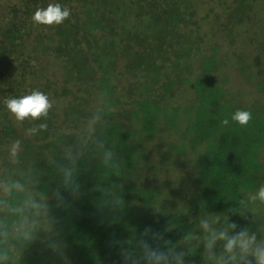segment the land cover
Masks as SVG:
<instances>
[{
    "label": "trees",
    "instance_id": "16d2710c",
    "mask_svg": "<svg viewBox=\"0 0 264 264\" xmlns=\"http://www.w3.org/2000/svg\"><path fill=\"white\" fill-rule=\"evenodd\" d=\"M3 5L0 63L15 68L0 71V140L14 143L0 147V264H184L202 212L251 230L264 186V102L238 98L264 100V0ZM79 124L92 129L78 135ZM188 155L192 170L176 181L185 200L161 203L157 181L173 157L185 170Z\"/></svg>",
    "mask_w": 264,
    "mask_h": 264
},
{
    "label": "rangeland",
    "instance_id": "374dc122",
    "mask_svg": "<svg viewBox=\"0 0 264 264\" xmlns=\"http://www.w3.org/2000/svg\"><path fill=\"white\" fill-rule=\"evenodd\" d=\"M4 4L10 3V5L14 6L15 8H18L19 12L22 10V6L20 5L21 0H3ZM3 8L6 9V5H3V7H0V14L3 13ZM264 19H262L261 22H263ZM261 22L259 25L261 26ZM209 29V24L204 21L203 24V31H206ZM226 49H228V46H226ZM245 50V48H244ZM249 56L252 55V49L249 47L246 48L245 51ZM255 54V51H253V55ZM37 58H39L40 53H36ZM41 58V57H40ZM252 58V57H249ZM247 58V59H249ZM47 60L46 57L43 58V64H41V59H39V63H36V68L39 69L42 65V67H46L47 63H45ZM250 61V60H246ZM7 65H2L0 63V71L3 74H8L9 69H14L15 67H12L13 59L6 62ZM51 65V62L49 64ZM51 68V67H50ZM122 69V64L120 63L118 66V71ZM48 72H51V69L48 68ZM18 69H15L12 76H17ZM233 76H231V82L230 87L233 94L236 88H238V85H240L241 79L235 76V73ZM50 80H53V77L51 74ZM123 75H121L122 77ZM18 79H21L19 77ZM59 81L61 80V77L58 76ZM125 79V77H122L121 80ZM18 83V81H17ZM16 83V86H17ZM246 89H251L250 86L243 85L242 92L245 94ZM75 89H73L74 91ZM249 93V92H248ZM79 94V93H78ZM54 98H56L53 95ZM187 97H189L187 95ZM256 98H259V100H264L260 97V95L250 94L249 96L245 97H239L238 99H242L244 101L246 100H256ZM50 103L58 102L61 103V98H57L54 100L53 98L48 99ZM254 102V101H253ZM65 104V102H63ZM17 115L13 114L10 117V122L13 124V126L16 129V132L18 134H21L23 136H27L25 133V130L23 128L24 121L21 120V118H16ZM89 122H92V120H89ZM78 128H74L73 132H77L78 135H84L85 132L92 129L90 124H82L78 125ZM69 132V131H68ZM14 145L13 139L4 137L2 140H0V147L1 152L6 151V146L8 145ZM153 157V156H151ZM186 157V156H185ZM192 160V156L188 155L186 159H182V162L185 164V170L182 169L180 166H176L173 164V161H176L174 159L172 162H170V170L166 171L165 174V180L163 181L161 178L157 181V187L161 188V194L163 196V199L160 198L159 201L161 203L166 204L168 203V206H170V203H175L174 197L178 199L176 202V205L179 206L182 204V201L185 200L186 192L184 191L183 187L180 188V185L176 183L177 177L182 175L185 178H187L188 175L183 174V171L186 172V170L191 171L192 166L191 163L188 162V160ZM1 163V161H0ZM176 164H179L177 161ZM169 169V168H168ZM0 172L1 169H0ZM0 179V194H4L6 192V187L4 183ZM184 191V192H183ZM165 194V195H163ZM254 197L257 199L255 200V204L253 207V210L248 215V219L251 223V230L249 231L247 229L248 221L245 225H242L241 228H238L237 224H233L230 222L227 217L224 214H207L205 212H202L203 215L199 214V217H194V227L191 230V232L186 237V242L189 245V248L187 251L182 248L183 252L185 253L182 257V261L184 264H231L233 261H235L236 258L239 257H246L248 254L252 255L255 254L259 257L258 264H264V186L261 187V189L258 191ZM183 199V200H182ZM202 216V217H201ZM242 221L245 222V219L242 218L239 220L238 223H241ZM255 228V229H254ZM263 230L262 234H260V238L254 242V239L246 240L245 237H249L258 230Z\"/></svg>",
    "mask_w": 264,
    "mask_h": 264
}]
</instances>
